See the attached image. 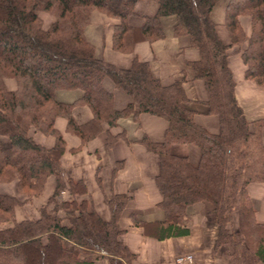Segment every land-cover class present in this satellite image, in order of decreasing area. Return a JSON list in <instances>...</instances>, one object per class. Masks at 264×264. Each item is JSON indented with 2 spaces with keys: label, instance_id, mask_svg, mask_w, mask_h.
Here are the masks:
<instances>
[{
  "label": "trees",
  "instance_id": "trees-1",
  "mask_svg": "<svg viewBox=\"0 0 264 264\" xmlns=\"http://www.w3.org/2000/svg\"><path fill=\"white\" fill-rule=\"evenodd\" d=\"M139 0H0V136L9 138L0 144V184L17 181L25 196L0 192V264H132L136 253L121 239L124 230L117 221L129 202L128 194H114L108 201L111 219L105 220L84 201L60 199L67 188L60 171L65 140L55 126L63 116L68 129L83 142L118 120L133 113H150L165 118L169 125L164 140L144 143L158 154L160 170L156 183L161 193L159 205L163 220L147 221L131 214L134 225L159 240L187 236V207L199 201L212 203V214L219 226L216 247L229 264L264 263V223L258 221L248 185L264 182V119L249 120L235 97V79L229 67L230 47L245 38L241 15L252 18V33L242 51L246 77L264 86V0H229L226 25L231 42L224 43L211 11L218 0H156L157 13L145 16L142 26H131ZM93 10H100L119 21L114 26L113 48L131 53L139 41L150 43L165 36L161 17L175 15V34H187L199 58L188 61L194 78L202 80L209 114L220 119L217 133L195 122V111L181 81L164 84L155 77L147 61L134 59L129 68L96 56L95 46L86 38L85 27ZM39 11L56 19L43 27ZM109 76L130 96L123 109L114 107L113 92L103 87ZM16 79L11 90L6 79ZM59 88H80L77 101L88 105L91 121L79 124L73 117V103L56 99ZM56 138L46 147L33 138L31 131ZM119 137L108 134L111 145ZM194 143L201 159L192 164L186 156L175 155L170 145ZM56 175L57 187L37 220L16 219V208L41 195L50 175ZM72 194L84 193L83 181L69 185ZM54 202L53 207H49ZM65 215L60 216L59 211ZM234 215L237 227L233 228Z\"/></svg>",
  "mask_w": 264,
  "mask_h": 264
},
{
  "label": "crops",
  "instance_id": "crops-1",
  "mask_svg": "<svg viewBox=\"0 0 264 264\" xmlns=\"http://www.w3.org/2000/svg\"><path fill=\"white\" fill-rule=\"evenodd\" d=\"M228 2L229 0H218L211 11V18L218 25L219 34L226 44L231 42L226 25ZM157 10L156 0H139L135 13L128 18V23L131 26H142L145 16H153ZM177 20L175 15L161 17L165 36L152 43L139 41L131 53L113 48L114 26L119 20L100 10L91 12L85 27V36L95 46L97 57L119 68H129L137 58L147 61L153 75L162 83L181 81L189 98L185 105L195 111V122L208 131L217 133L220 130L219 116L208 113L205 85L202 80L194 78V70L188 64V61L199 58V50L192 46L189 35L175 34L174 26ZM240 23L245 38L240 44L230 47L228 57L236 83L235 97L247 119H264V86L246 77L247 67L242 57V51L247 47L252 33L251 16L241 15ZM5 82L11 90L17 86L14 78H8ZM102 83L105 89L113 92L116 109H123L131 102V96L109 76L104 77ZM83 93L80 88H59L55 91L58 101L74 104L72 114L79 124L87 123L94 117L88 105L77 103ZM168 125V121L161 116L143 112L136 118L131 113L121 117L115 127L108 128L104 124L101 132L83 142L78 134L69 131L67 118L57 117L55 128L62 133L65 140V152L60 159L59 168L67 186L60 197L63 200L84 201L88 209H94L105 220H110L109 199L114 194L130 195L131 198L117 221V226L124 230L121 235L123 242L137 255L132 264H177L176 257L187 253L193 254L198 264H229L223 253L216 251L219 226L209 201L195 202L187 207L185 223L190 229L187 236L159 240L147 235L143 227L132 222V213L147 221L163 220L166 217L164 209L159 205L161 193L156 183L160 170L159 156L147 148L144 139L163 141ZM109 133L119 135L111 145L108 144ZM31 135L35 141L46 147H53L56 143V138L52 135L33 131ZM262 138L264 141V126ZM9 143L8 137L0 136L1 145L7 146ZM170 151L175 155L186 156L194 165L201 159V150L194 143L174 142L170 145ZM71 181H83L85 192L72 194L69 190ZM56 187L57 177L52 174L48 176L39 197L16 208V219L37 220L41 208L47 205ZM0 192L24 198L19 194L16 180L1 183ZM248 192L258 221L264 223V182L249 183ZM59 215L64 216L65 212L60 210ZM234 221L235 227L237 221ZM3 226L0 225V228ZM97 263L109 264L106 259Z\"/></svg>",
  "mask_w": 264,
  "mask_h": 264
},
{
  "label": "rangeland",
  "instance_id": "rangeland-1",
  "mask_svg": "<svg viewBox=\"0 0 264 264\" xmlns=\"http://www.w3.org/2000/svg\"><path fill=\"white\" fill-rule=\"evenodd\" d=\"M39 15H40V17H41V19H42V21H43V27L44 28H48L54 21H55V19H56V17L52 14V13H49V12H46V11H39ZM54 126H55V122H54ZM33 132H40V131H34V130H32ZM45 134V133H44ZM14 181V180H13ZM11 182V181H10ZM4 183H6V182H4ZM19 194H21L20 192H19ZM21 195H23V194H21ZM24 196V195H23ZM39 197V196H38ZM24 198H25V196H24ZM37 198V197H36ZM60 199H61V197H59ZM22 199V198H21ZM53 205H54V202H52L51 204H50V208L51 207H53ZM61 211H64V210H61ZM65 212V211H64ZM236 219V221H237V217H236V215H234V220ZM238 223V222H237ZM237 223H236V225H235V228L237 227ZM234 224H235V221L233 222V224H232V227L234 228ZM224 248H223V246L222 247H220V248H217L216 247V251H218L219 250V252H221L222 253V250H223ZM228 260V259H227Z\"/></svg>",
  "mask_w": 264,
  "mask_h": 264
},
{
  "label": "built area",
  "instance_id": "built-area-1",
  "mask_svg": "<svg viewBox=\"0 0 264 264\" xmlns=\"http://www.w3.org/2000/svg\"><path fill=\"white\" fill-rule=\"evenodd\" d=\"M175 261L177 264H198L194 255L191 253L179 255L176 257Z\"/></svg>",
  "mask_w": 264,
  "mask_h": 264
}]
</instances>
